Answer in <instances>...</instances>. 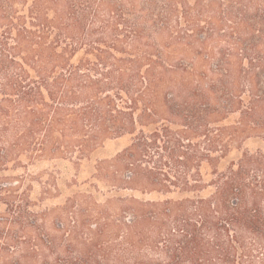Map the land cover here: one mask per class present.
Masks as SVG:
<instances>
[{
	"label": "trees",
	"instance_id": "trees-1",
	"mask_svg": "<svg viewBox=\"0 0 264 264\" xmlns=\"http://www.w3.org/2000/svg\"><path fill=\"white\" fill-rule=\"evenodd\" d=\"M124 138L95 168L131 194L103 203L79 192L41 215L58 176L3 174L82 170ZM1 205L8 247L67 222L53 264H264V0H0ZM37 237L0 264H50Z\"/></svg>",
	"mask_w": 264,
	"mask_h": 264
},
{
	"label": "rangeland",
	"instance_id": "rangeland-1",
	"mask_svg": "<svg viewBox=\"0 0 264 264\" xmlns=\"http://www.w3.org/2000/svg\"><path fill=\"white\" fill-rule=\"evenodd\" d=\"M130 140L129 138H124L120 140L113 141L107 145L105 149H103L101 152H99L97 155L94 156L92 162H87L82 170H76L70 165L60 164L61 170H14L3 173L6 177H12V178H18L21 175H41L44 176L43 180L47 181L49 180V174H56L59 178V188L61 190V194H56L55 191H53V195H50L46 197L44 201H38V206L33 207L32 209L35 212H40L41 215H43L46 211L45 209H54L57 206H61L65 204L67 198L69 196L75 195L76 193L83 192L86 194H92L99 203L105 202L108 198H115L118 196H125L128 194H131L128 191H122L118 189L112 188L113 186L110 185L107 182H103L101 179L98 178V171L95 168V162L97 161H108L116 157L117 154L122 152L127 145L129 144ZM263 144H261L258 141L252 140L246 142L244 145V150H250L252 152H255L259 147H262ZM242 152H235L234 155H232L229 159H227L225 162H223L221 169L226 168L228 166V163L231 160L237 159ZM77 183V186L74 184ZM17 186L20 187L19 193L28 192L29 186H33V190L30 191L34 202H36V198H41L42 192L44 190V186L40 185L37 182H30L27 181L26 184H17ZM69 186H71L69 188ZM54 187H51L50 189L53 190ZM87 206V205H85ZM85 208L83 207V210ZM7 208L4 205H1L0 212L4 213L6 212ZM111 214L115 215L117 212H119V208L114 206H111L110 209ZM67 222H63L58 220L56 213H51L43 217V221L39 224H41V227L39 231H34L33 235L32 233H29L30 235H26L27 241H24L23 239H19L16 235H13V245L11 247H8L6 245V241L3 237H0V259L5 255L11 252L13 248L18 246L19 243L22 242H29V246L32 245V241H30V238H35L37 241L38 235H42L43 242L39 244L37 248L39 250H43V254L47 256V263L53 264V253L55 252L56 246L53 244V241L57 238L59 240L58 249L60 252H63L68 247V243L64 239V234L67 237V234L64 232H61L62 228L65 226ZM33 224V223H32ZM70 223H68L69 225ZM95 226V224H93ZM113 232H116V228L113 227ZM25 236V235H24ZM34 242V240H33ZM35 244V243H34ZM26 245L22 247V251L25 250ZM32 248V246L30 247ZM27 250V249H26ZM4 251V253H3ZM15 252H18L16 250ZM25 253H17L14 258H19L21 255H24ZM26 260V259H25ZM25 262V261H24ZM28 262V261H26ZM27 264H44L42 259L40 258H34V261L31 259V261Z\"/></svg>",
	"mask_w": 264,
	"mask_h": 264
}]
</instances>
